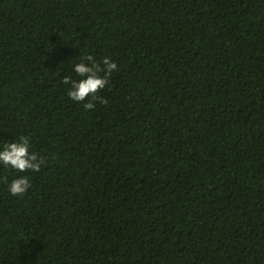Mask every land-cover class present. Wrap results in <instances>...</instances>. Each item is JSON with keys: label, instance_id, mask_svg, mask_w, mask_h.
Listing matches in <instances>:
<instances>
[{"label": "trees", "instance_id": "obj_1", "mask_svg": "<svg viewBox=\"0 0 264 264\" xmlns=\"http://www.w3.org/2000/svg\"><path fill=\"white\" fill-rule=\"evenodd\" d=\"M87 54L118 65L91 110ZM21 136L46 162L0 163V264H264V0H0Z\"/></svg>", "mask_w": 264, "mask_h": 264}, {"label": "clouds", "instance_id": "obj_2", "mask_svg": "<svg viewBox=\"0 0 264 264\" xmlns=\"http://www.w3.org/2000/svg\"><path fill=\"white\" fill-rule=\"evenodd\" d=\"M118 65L110 57H104L98 62L93 55L87 54L83 59L74 65L75 73L81 77L80 80H73L70 76H64L62 82L65 85L71 84L68 91L69 97L77 102H84L85 110L95 107V100L105 102L103 97L97 95L102 90L112 76ZM91 97V99H89ZM31 143L29 136H21L19 141L7 142L3 150H0V163L23 173L28 170L40 171L42 164L46 161L43 157L30 151ZM31 187L27 176L21 175L14 178L8 189L13 196H22Z\"/></svg>", "mask_w": 264, "mask_h": 264}]
</instances>
